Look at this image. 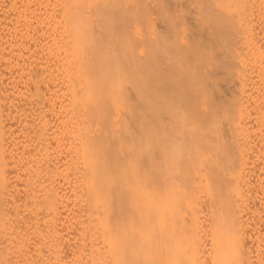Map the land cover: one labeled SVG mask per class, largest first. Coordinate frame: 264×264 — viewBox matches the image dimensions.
<instances>
[{
	"label": "bare ground",
	"instance_id": "6f19581e",
	"mask_svg": "<svg viewBox=\"0 0 264 264\" xmlns=\"http://www.w3.org/2000/svg\"><path fill=\"white\" fill-rule=\"evenodd\" d=\"M50 1L0 0V264H264V19L243 0Z\"/></svg>",
	"mask_w": 264,
	"mask_h": 264
},
{
	"label": "rangeland",
	"instance_id": "374dc122",
	"mask_svg": "<svg viewBox=\"0 0 264 264\" xmlns=\"http://www.w3.org/2000/svg\"><path fill=\"white\" fill-rule=\"evenodd\" d=\"M2 1H3V0H2ZM8 1H9V0H8ZM243 1H244V6H246V5L248 4V6H249V13H252L254 19H256V16H257V21H258V23L261 24V22H262L261 20L264 19V18L262 17V15H263L264 12L262 13L263 10H261V9H259V8H260L262 5H260V4L258 3L260 6H259V5L257 6V4L254 2V1H256V0H254V1H253V0H252V1H251V0H249V1H248V0H243ZM261 1L263 2L264 0H261ZM261 1L259 0V2H261ZM4 2H5V1H4ZM4 2H2V3H4ZM51 2H52V3H51ZM251 2H252V3H251ZM49 3L55 5V7H57V5H58V2H57V4H55L56 2H53V0H51ZM254 3H255V4H254ZM47 6H49V8L51 9V11H53V7H51L50 4L47 3ZM55 7H54V8H55ZM261 8L263 9V7H261ZM56 9H59V8H56ZM44 10L47 11V14L52 13V12L49 11L48 8H45ZM258 10H260V11H258ZM48 11H49V13H48ZM249 13H244L243 16H242V14L240 15V17L242 18L241 23H242V22H243L242 24L246 23V26L244 25V26H245V30L247 29L246 31H248V30L251 28V27L247 26V24H249V21H250V20L247 19V17H248V15H249V19H250V16H251ZM245 14H246V16H245ZM260 15H261V16H260ZM244 17H246V18H244ZM5 18H7V17H5ZM5 18H4V19H5ZM243 18H244V19H243ZM261 18H262V19H261ZM0 19H1V20H0V25L3 26V27L0 26L1 29L3 28L2 30L0 29V31H2V32H0V48H4V47H5V46H4V43L6 42L4 39H5V37L7 36L6 33L4 34V32H6L7 29L10 30L11 28H13L14 23L11 21V20H13L12 18H9L7 21H5V22H8L7 25H6V23H5L4 21H2V20H3L2 18H0ZM252 19H253V18H252ZM36 21H37V20H36ZM36 21H35V20L32 21V23L34 24V26H32V27L34 28V30L37 29V28L39 27L38 25L36 26V24H37V22H38V21H37V22H36ZM2 22H3V23H2ZM9 22H10V23H9ZM34 22H36V24H35ZM8 24L13 25V26H8ZM4 26L6 27V29H4ZM35 27H36V28H35ZM257 27H258V28H257ZM257 27H256V29H254V32H256L257 30L260 31L259 28H261V26L258 25ZM33 28H32V29H33ZM56 28H57V27H56ZM59 28H60V30H59ZM149 28H150V29L148 30V34H149V37H150L151 34L154 32V31H153L154 28H153L151 25L149 26ZM242 28H243V26H242ZM62 29H63V30H62ZM9 30H8V31H9ZM34 30H33V31H34ZM56 30H57V29H56ZM58 30H59V32H60L61 30H62V31L59 33V32H57ZM58 30H57V31H55V30H54V31H53V30L51 31V29H50V31H49L50 33L48 32V35H53L54 32H55V33H59V34H57V35L59 36V38H60V35H61V40H63V39L65 38V36H64V30H65V27H63V26H62V27H58ZM255 30H256V31H255ZM33 31L30 30V32H33ZM47 31H48V30H46V32H47ZM152 31H153V32H152ZM51 32H52V33H51ZM250 32H251V30H249V31L246 32V33L249 34V35H251V37H252L251 40L249 39L248 36H246V37H245V38H246L245 40L242 39V40H243V41H242V44L240 43V44H241V47H240V46H239V47H240V48H246V47L248 46L246 49H249V48H251V47L253 48V46H252V44H251V43H252L251 41H252V39L255 37V34L257 35V37L254 38V39H256L257 44L260 43V41H261L260 46L263 47V45H264V37L260 35L261 32H258V31H257L255 34H254L253 32L250 34ZM257 33H258V34H257ZM259 33H260V34H259ZM2 34H3V35H2ZM62 34H63V37H62ZM247 34H246V35H247ZM252 34H254V36H253ZM57 35H55V37H56ZM259 35H260V36H259ZM2 36H3V37H2ZM53 36H54V35H53ZM58 36H57V37H58ZM149 37H146V39L148 38L147 40H149ZM247 37H248V38H247ZM151 38H152V36H151ZM259 38H260V39H259ZM6 40H7V37H6ZM150 40H151V39H150ZM246 40H247V41L250 40V41L247 42ZM4 41H5V42H4ZM258 41H259V42H258ZM147 42H148V41H147ZM147 42H146V44H149V43H147ZM240 42H241V41H240ZM243 42H244V43H243ZM246 42H247V43H246ZM250 42H251V43H250ZM144 43H145V41H144ZM150 43H151V42H150ZM2 44H3L4 47H3V46L1 47ZM146 44H145V45H146ZM245 44H247V45H245ZM249 44H250L251 46H249ZM261 44H262V45H261ZM243 46H244V47H243ZM244 50H245V49H244ZM1 57H2V56H1ZM1 59H2V58H0V60H1ZM3 62H4V64H2ZM6 62H7V60H4V59H3V60L1 61V63H0V65L2 64V66H0V70H1L0 72H2L3 74H5V71H7V69H6V65H5ZM8 63H9V62H7V64H8ZM3 66H5V67H3ZM249 67H250V66L246 67V70L248 71V72H247V75H245V73H246L245 68H244V70H242L241 74H243V76L245 75V76H244L245 78L242 77V79L244 78V83H245V87H246L245 89H247V85H248V86H249V87H248V89H249L248 91L251 92V91H250V89H251V88H250V87H251V82H250V81H251V79L254 77V76L252 75V73H254V71H252L253 69H252V70H248ZM3 68H4V69H3ZM247 68H248V69H247ZM250 69H251V68H250ZM250 71H252L251 74H250ZM18 72H19V71H18ZM2 73H1V74H2ZM13 73H14V72H13ZM22 73H24V76L27 77L26 73H28V72L25 71V72H22ZM14 74H17V71H16ZM14 74H13V76H15ZM18 74H19V75H18ZM18 74H17V75L19 76V78H18V77H15V78L13 77V78H14L13 81L11 80L12 78H10V79L7 81V79H8L9 77H8V75H7V76L5 75L6 77H5L4 79H6V83L3 84V86H2L3 90H4V89L6 90V92H5V90H4V91H1V93H3L2 97L7 95V97H4V98H2V99H3V102H4L5 98H6V100H7L8 102H10V103H8V102H4V103H8V104H6V106L8 105V107H5V108H6V111H7V112H8L7 109H9L10 114L13 112V111H10V110H14V106H15V110H16V111L20 110V111H22V113H23V111H24L25 108H26V106H24V105H25V103H26L25 101H27V97H26V96L24 97V95L27 94V93H26V92L24 93L23 91H19V90H22V89L25 91L24 87L22 88L23 84L21 85V83H20L21 81L23 82L24 76H22L23 74L21 75V77H23V79L21 78V79H22V80H21V79H20V73H18ZM248 74H250V75H248ZM17 75H16V76H17ZM251 75H252V77L250 78ZM7 77H8V78H7ZM247 77L250 79V81H249L250 84L248 83V80H249V79H248ZM246 78H247L248 80H245ZM18 79H19V80H18ZM15 80H16V81H19V82H17L16 85H15V83H16ZM4 81H5V80H4ZM4 81H3V83H4ZM9 81H10V82H9ZM14 81H15V82H14ZM246 81H247V83H246ZM7 82H8V83H7ZM11 82H13L14 84H13V83L11 84ZM19 83H20V85H19ZM6 84L8 85V87H9L8 89H10V90H8V89L6 88ZM246 84H247V85H246ZM10 85H13V87H12V86L10 87ZM14 85H15L16 87H15ZM18 86H19V87H18ZM4 87H5V88H4ZM14 87H15V88H14ZM17 87H18V88H17ZM12 88H13V90H12ZM19 88H22V89H19ZM14 89H15V90H14ZM18 89H19V90H18ZM7 91H9V93L12 92V91H14V93H12V94H15V92H16L17 94L13 95L14 97H11L12 94H11V93L9 94ZM246 91H247V90H245V94H246L248 97L245 95L244 98L246 99V101H247L248 99L251 101V99H252V95H253V91L251 92L252 95H251L250 93L246 92ZM4 92H5V93H4ZM55 92H56V91H55ZM18 93H19V95H18ZM20 93H21V96L24 94V95H23V98L20 96ZM248 94H250V95H248ZM9 95H10L11 98H13V100H12V99L8 100ZM15 96H16V97H15ZM17 96H18V97H17ZM54 96H55V95H54ZM250 96H251V97H250ZM20 97L22 98L23 101L21 100ZM14 98H15V99H14ZM16 98H17L19 101H18ZM25 98H26V100H25ZM6 100H5V101H6ZM249 100L247 101V103H249ZM12 101H13V102H12ZM16 101L21 102V103L18 104ZM246 101H245V103H246ZM11 103H15V104H13V107H12L13 109H11V105H12ZM9 104H10V105H9ZM16 104H18V105H20V106H18V105H16ZM17 107H18V108H17ZM16 108H17V109H16ZM15 110H14V111H15ZM16 111H15L16 114H15V113H12V115H11V117H12L11 119H12L13 121L10 119V121L13 122V123H11V122H10V123L12 124V127H14V128H12V127H11V124H10V126H8V127H9V128H12V129H11V130L8 129V130H9V132L11 131V132H10L11 134H13L12 132H15V133L13 134V137H14L15 139H18V140H19V139L23 138L22 135H26V134L28 133L29 129H31V125H32L33 121H32V118H28V119L26 118V119H23L24 121H23V120L21 121L20 119L22 118V113H21L20 111L17 113ZM7 112H6V114H7L6 116L9 118L10 114L7 113ZM8 114H9V116H8ZM13 115H14V117H17V115H18V117H17V118H18V121H17V118H15V119L13 118ZM19 120H20L21 122H20ZM14 121H15V122H14ZM27 121H28V122H27ZM29 121H30V123H29ZM31 121H32V122H31ZM17 122H18V123H17ZM15 123H16V124H15ZM19 123H20V124H19ZM14 124L17 125V126H14ZM16 127H17V128H16ZM13 129H15V130L13 131ZM20 132H21V133H20ZM18 134H19V135H18ZM250 153H252V155L249 154V153L247 154V155H249V157H250V159H249V157L247 156V157H248V164H249V168H250L249 178H251V176H253V175L255 176V174H254V170H255V172H257V167H258V163H259V162H258V161H259V160H258V157H259V156H258L255 152H252V151H251ZM253 153H254V158H253ZM253 160H254V162H253ZM254 164H255V165H254ZM252 167H253V168H252ZM252 169H253V170H252ZM12 178H14V177H12ZM12 178H11V179H12ZM16 178H18V179H16ZM16 178H14V179H16L17 182H16V181L14 182V180L12 179V182H11L10 184H12V189H11V191H13L14 194H16L17 196H16V195H13V192H11V194H12L13 196H15V201L17 202V203H15V202H14V198H13V203H14V204L16 205V207H17V208L14 207V208L16 209L17 215H20V213H21V215H23L22 213H23V211L25 210V209H23V207H25V206L22 207V205H24V204L21 203V204H22V205H21V204L19 203V202H21V199H20V198H19L20 201H19V199H18V201H17L16 199L20 196V193H21V194L23 193V191H24L26 185H25V181H24L23 179L21 180V177H20V176H18V177H16ZM19 179H20V180H19ZM24 185H25V186H24ZM15 186H16V187H15ZM13 187H14L15 189H14ZM23 188H24V189H23ZM13 189H14V190H13ZM15 190H16V191H15ZM19 192H20V193H19ZM250 195H251V194H250ZM22 196H23V194H22L20 197L22 198ZM247 197H248V199H247V206H248V207H247L246 210H247L248 213L251 212V210H252V213H250V214H248V215L246 214V220H247V221L249 222V224H250V221H249V220H251L252 216L255 214V212H254L255 201H252V202H253V203H252L253 206H252V205H251V201L249 202V198L251 199L252 195H251V197H249V195H247ZM252 198H253V197H252ZM252 200H255V198H253ZM18 203H19L21 206H20ZM248 203H250V204H248ZM14 204H13V205H14ZM15 205H14V206H15ZM249 205H250V206H249ZM19 207H20V208L22 207V208L20 209ZM250 207H251V208H250ZM252 207H253V208H252ZM19 209H20V211H19ZM249 209H251V210H249ZM18 211H19V212H18ZM25 212H26V210H25ZM18 213H19V214H18ZM26 214H27V213H26ZM247 216H248V217H247ZM248 219H249V220H248ZM62 227H64V226H62ZM63 229L65 230V227H64ZM16 245H17V244H16ZM10 249H11V248H10ZM23 251H24V250H23ZM23 251H22V252H23ZM7 253H8V252H7ZM7 253H6V256L8 257V259H7L8 261H5V262H7V264H13V263H14V264H18V263L21 264L20 260H19L18 262H17V260H16V258L18 259V257H14V258L11 257V255H14L15 253H13V254H10V253H12V252H9V253H8V254L10 255L11 259H9V256L7 255ZM23 253H24V256H25L26 251H24ZM14 256H16V255H14ZM22 256H23V254H22ZM24 256H23V257H24ZM26 256H27V255H26ZM25 258H26V257H25ZM12 259H14V260H12ZM15 260H16V261H15ZM11 261H12V262H11ZM23 261H24V262H25V261L27 262V260H25V259H24ZM15 262H16V263H15ZM65 262H66V263H69L68 260H65ZM22 264H24V263H22Z\"/></svg>",
	"mask_w": 264,
	"mask_h": 264
}]
</instances>
